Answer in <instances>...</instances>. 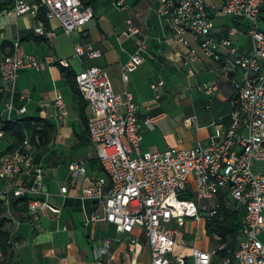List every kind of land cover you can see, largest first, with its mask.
<instances>
[{"label":"crops","instance_id":"0c3cea01","mask_svg":"<svg viewBox=\"0 0 264 264\" xmlns=\"http://www.w3.org/2000/svg\"><path fill=\"white\" fill-rule=\"evenodd\" d=\"M81 1L93 8L94 17L71 34L64 33L55 19L42 20L47 29L56 31L54 38L36 33L40 22L33 16L16 15L11 8L0 10V60L18 42L21 54H32L40 63L39 69L29 66L19 70L10 112L5 106L9 93L3 89L0 77V128L4 131L0 154L17 146L14 130L4 126L20 121L29 137L34 162L43 168L49 203L58 209H41L34 217L28 209V197L11 192L27 181L29 175L23 173L0 180V188L8 191L0 201V228L4 232L0 239V264H146L151 260L144 228L140 225L133 228L131 234L136 245L129 250V236L104 219L102 203L81 197L87 180L71 176L69 164L73 161L84 165L89 177L104 175L97 147L87 129L91 110L75 86V75L80 71L101 66L115 92H132L142 123L144 150H164L180 140L186 147L208 145L214 124L228 121L235 91L223 73L222 61L204 55L190 32H177L158 12L157 0H126L124 6L113 0L105 4L102 0ZM221 2L206 0L213 36L216 39L228 36V30L234 27L236 33L231 37L238 52L248 53L251 39L246 26L237 17H232L231 24L217 21ZM128 21L138 32L128 30ZM77 45H90L100 55L78 57ZM191 49L197 53L194 60L189 58ZM136 52L144 61L124 79V66ZM225 52L221 48L223 57ZM47 55H52L55 61L46 62ZM59 58L67 59L69 65L59 64ZM156 81L163 84L154 91L151 83ZM205 86L214 89L206 93ZM57 93L65 103V115H61L56 105ZM21 107H25V112L19 111ZM147 120L150 124L145 123ZM34 126L46 128V132L38 133L35 143L31 142ZM166 128L172 131L163 133ZM63 185L68 186L64 194L60 192ZM201 203L205 208L210 206L208 200ZM93 215L96 220L91 219ZM201 219H196L197 223ZM193 220L187 219L182 227V236L189 246L182 250L176 245L174 251L182 252L188 264H193L191 245L205 250L218 245L206 234L205 224L203 229L196 230L189 224ZM104 239L110 240L107 249L103 248Z\"/></svg>","mask_w":264,"mask_h":264},{"label":"built area","instance_id":"2783aa9c","mask_svg":"<svg viewBox=\"0 0 264 264\" xmlns=\"http://www.w3.org/2000/svg\"><path fill=\"white\" fill-rule=\"evenodd\" d=\"M113 1L124 6L126 0ZM157 1L158 12L177 32H190L197 38L204 55L222 61L223 73L231 80L235 91L228 121L214 124L208 145L198 143L186 147L180 140L164 150H144L142 123L132 92H115L106 70L97 65L89 66L76 74V84L91 110L87 129L97 147L104 175L89 177L84 165L73 161L69 164L71 176L87 180L81 197L102 203L104 219L129 236V250H134L136 245V238L131 234L133 228L136 225L144 228L151 249V260L146 264H186L182 252L174 254L176 245L182 250L189 246L182 236V227L187 219L213 216L220 206V192L245 208L237 246L221 243L205 250L191 245L193 264H210L215 256L219 257V264H264V241L260 237L264 232V0L221 2L224 14L249 21L247 33L251 47L248 53L238 52L231 37L236 33L234 27L228 30V36L220 39L213 36L206 0ZM11 10L16 15L29 14L38 19L36 33L49 38H54L56 31L44 26L42 14L46 19L57 20L66 34L82 28L94 17L93 8L81 0H13ZM128 30L138 32L132 24ZM221 48L226 50L224 57ZM75 55L97 57L100 51L90 45H77ZM189 58H197L194 49L190 50ZM45 61L51 63L55 59L47 55ZM143 61L139 52L133 54L124 66L123 78L127 79L128 72ZM57 62L69 65L64 58ZM29 66L39 69L40 63L32 54H21L18 42L13 52L0 60L3 89L9 93L5 101L9 112L13 109L18 72ZM161 84L163 81L152 82L151 88L157 91ZM213 89V86L204 87L206 93ZM56 105L61 115H65L60 93H57ZM19 111L25 112V107ZM145 123L150 124V121ZM3 135L0 128V137ZM23 173L29 178L11 192L28 197L30 214L36 217L38 211L45 208L57 211L49 203L44 171L34 162L27 134L14 149L0 154V180ZM67 191V185L61 186L62 194ZM7 193L0 188V201ZM202 200L210 201V206L205 208ZM91 219L96 220L97 216ZM109 245L110 240L104 239L103 248Z\"/></svg>","mask_w":264,"mask_h":264},{"label":"trees","instance_id":"16d2710c","mask_svg":"<svg viewBox=\"0 0 264 264\" xmlns=\"http://www.w3.org/2000/svg\"><path fill=\"white\" fill-rule=\"evenodd\" d=\"M13 0H0V10L9 9L12 7ZM43 12V9H42ZM43 19V14L40 15ZM264 20V17H263ZM264 25V24H263ZM13 52V48L10 50V53ZM9 53V54H10ZM75 86L76 84V75H75ZM21 122L7 123L4 128L13 129L17 138V145H19L25 137L24 129L21 126ZM34 133L31 138V142L35 143V138L38 136V133L41 134L46 132V128H39L34 126ZM184 197V195H180ZM192 197V196H189ZM219 202L220 206L217 212L206 219L205 230L206 234L209 236L212 242L217 244L228 243L230 246L235 247L239 240V231L241 222L245 215L244 206L235 201L225 197L223 193H219ZM4 237V232L0 228V239ZM188 264V263H186ZM210 264H219V257L215 256Z\"/></svg>","mask_w":264,"mask_h":264},{"label":"rangeland","instance_id":"374dc122","mask_svg":"<svg viewBox=\"0 0 264 264\" xmlns=\"http://www.w3.org/2000/svg\"><path fill=\"white\" fill-rule=\"evenodd\" d=\"M102 1L105 4L109 0H102ZM232 19H233L232 16L226 15L222 11H220L219 12V15L217 16V21L222 20L223 22H226L228 24H231L232 23ZM237 19L246 26V29L248 28L249 21L246 18H244V17H238ZM172 112L174 113V111H172ZM171 131H172V128L171 129L170 128H166V131H163V133H167V132H171ZM203 214H205V213H203ZM204 219H205V216H202V219L200 220L199 223H197V220L194 219L189 224H191L193 226V228H195L196 230L203 229L204 228V224H205ZM260 237L264 241V232L262 234H260Z\"/></svg>","mask_w":264,"mask_h":264}]
</instances>
